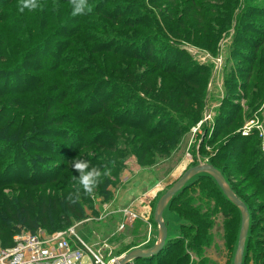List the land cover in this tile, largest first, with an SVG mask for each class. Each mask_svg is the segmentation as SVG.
Masks as SVG:
<instances>
[{
	"label": "trees",
	"instance_id": "obj_1",
	"mask_svg": "<svg viewBox=\"0 0 264 264\" xmlns=\"http://www.w3.org/2000/svg\"><path fill=\"white\" fill-rule=\"evenodd\" d=\"M90 2L85 14L72 16L71 0H37L41 7L23 11L18 0L0 1L3 247L14 244L21 224L34 232L55 219L56 227L63 229L85 217V204L93 206L94 193L109 198V186L118 182L130 157L135 156L146 167L170 158L205 109L208 69L188 56L177 55L180 51L175 49L158 53L153 45L156 40L176 43L180 38L191 14L188 4L182 7L188 0H182L181 8H168L165 0H129L125 7L109 5L110 0ZM224 3L233 9L239 0ZM175 19L181 25L178 30L170 26ZM260 48L264 50L263 43L254 47L256 53ZM257 60L260 58L255 55L253 63ZM236 116L214 131L216 137L230 142L244 140L237 150L240 164L226 173L232 178L238 171H245L249 158L258 154L254 149L255 132L243 138L235 133L241 122ZM75 160H85L102 173L90 194L79 185V172L72 166ZM26 161L38 167L37 171L23 176L19 171L10 175L4 170L6 164L11 167L22 162L21 168ZM211 161L217 167L218 162ZM105 171L107 175H103ZM261 179L264 183V177ZM201 181L215 184L229 201L212 177L196 176L167 206L196 222L184 221L178 237L169 236L157 255L128 264H197L191 261V252L202 257L201 246L210 244L213 225L212 220L204 219L205 206L196 204L187 194L195 186L202 189ZM230 185L248 206L252 219L253 209L241 197L237 185ZM43 186L50 187V192L37 198L34 193ZM229 204L242 223L239 208ZM251 219L253 230L258 223ZM245 248L243 264L249 256V239ZM198 264L215 262L204 257Z\"/></svg>",
	"mask_w": 264,
	"mask_h": 264
},
{
	"label": "rangeland",
	"instance_id": "obj_2",
	"mask_svg": "<svg viewBox=\"0 0 264 264\" xmlns=\"http://www.w3.org/2000/svg\"><path fill=\"white\" fill-rule=\"evenodd\" d=\"M226 1L188 0L182 7L188 4L191 14L187 19L188 25L181 30L180 38L176 43L162 39L153 44L158 53L175 49L174 51H180L177 55L188 56L198 66L208 69L207 95L203 105L205 109L201 119L186 133L183 144L170 158L162 159L151 167L139 164L135 156L130 157L125 162L126 167L120 172L118 182L109 186V198L94 193L91 196L93 206L85 204V217L73 221L63 229L57 228L55 219H51L49 225L41 227L42 229L63 232L72 244L82 246L81 240L106 259L122 257L135 249L151 248L158 242L159 227L154 220V213L159 198L189 168L205 163L214 165L211 160L215 159L218 165L214 166L230 184L237 185L241 197L253 209L252 219L258 223L248 232L250 248L245 264H264V183H261V178L264 177V50L260 48L257 53L254 50L260 43L264 45V0H239V4L233 9L225 5ZM128 2L129 0H110L109 5L114 3L125 7ZM181 2L182 0H165L164 3L168 8H174V5L181 8ZM18 3L22 5L23 0H18ZM90 3L87 0L88 6ZM45 9L46 7L42 8L43 11ZM170 26L174 30L181 27L177 19ZM203 28L205 29L201 30ZM207 29L210 33H206ZM55 43L51 49L55 47ZM255 55L260 61L254 62V65ZM24 76L21 75L23 80ZM150 101L151 104L154 103ZM236 114L241 122L235 133L243 138L248 132H255L254 149L258 154L249 158L245 171H238L235 178H232L226 173L240 164L237 150L244 140L235 139L230 142L225 137H216L214 131L221 125L224 127L227 120ZM20 163L22 162L12 164L11 167L6 164L4 170L12 173L10 175L22 172L23 176H28L33 169H38L27 161L20 168ZM250 171L258 173L259 178H254ZM202 185V189H194L198 188L195 186L187 193L194 198L196 204L205 206L204 219L213 222L209 230L212 240L210 244L201 246V258H208L215 264H234L241 220L235 218L236 212L232 213L231 204L222 197L215 184L205 181ZM49 192L50 187L43 186L34 194L41 198ZM164 218L169 236L173 238L178 237L182 231L181 224L184 221L196 222V219H187L186 216H180L177 210L168 207ZM19 228L20 232L30 230L27 224H21ZM82 248L86 251L83 264H91L94 256L85 247ZM198 256L191 252V261L198 264L201 260Z\"/></svg>",
	"mask_w": 264,
	"mask_h": 264
},
{
	"label": "built area",
	"instance_id": "obj_3",
	"mask_svg": "<svg viewBox=\"0 0 264 264\" xmlns=\"http://www.w3.org/2000/svg\"><path fill=\"white\" fill-rule=\"evenodd\" d=\"M80 244L82 246L72 244L71 240L59 231H47L42 228L34 232L21 231L14 235L12 246L0 245V264H83L86 251L82 247L94 256L91 264H106L105 260L117 263L121 258L106 259L94 252L85 242L80 240Z\"/></svg>",
	"mask_w": 264,
	"mask_h": 264
},
{
	"label": "water",
	"instance_id": "obj_4",
	"mask_svg": "<svg viewBox=\"0 0 264 264\" xmlns=\"http://www.w3.org/2000/svg\"><path fill=\"white\" fill-rule=\"evenodd\" d=\"M208 175L214 179L224 196L236 205L242 216L241 229L239 234L238 250L234 264H242L245 257V245L248 232L250 230L251 214L248 206L240 199L226 180L222 172L210 163H205L189 168L184 175L165 193L156 205L154 220L159 227L158 242L155 246L145 249H135L122 256L117 263L105 260L106 264H128L138 258H148L160 253L166 246L169 237L168 226L164 218V212L172 199L180 193L184 187L189 184L196 176Z\"/></svg>",
	"mask_w": 264,
	"mask_h": 264
},
{
	"label": "clouds",
	"instance_id": "obj_5",
	"mask_svg": "<svg viewBox=\"0 0 264 264\" xmlns=\"http://www.w3.org/2000/svg\"><path fill=\"white\" fill-rule=\"evenodd\" d=\"M71 5L72 16L83 15L87 9V0H71ZM36 7H38L37 0H23L21 11H23L25 8L31 10L35 9ZM72 166L79 172L78 181L80 187L85 193H92L102 173L95 167H89L88 162L85 160H75L73 161ZM107 174V171L103 173V175Z\"/></svg>",
	"mask_w": 264,
	"mask_h": 264
}]
</instances>
